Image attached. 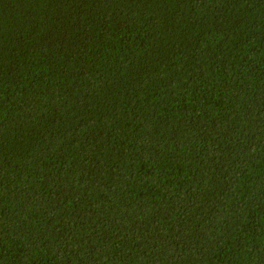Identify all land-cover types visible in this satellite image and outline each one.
Listing matches in <instances>:
<instances>
[{"label":"trees","instance_id":"trees-1","mask_svg":"<svg viewBox=\"0 0 264 264\" xmlns=\"http://www.w3.org/2000/svg\"><path fill=\"white\" fill-rule=\"evenodd\" d=\"M0 264H264V0H0Z\"/></svg>","mask_w":264,"mask_h":264}]
</instances>
